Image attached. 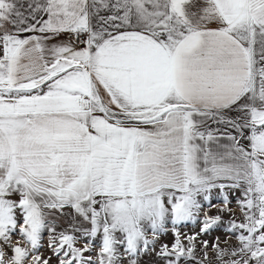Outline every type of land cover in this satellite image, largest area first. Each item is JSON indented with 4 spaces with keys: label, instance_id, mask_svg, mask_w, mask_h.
<instances>
[{
    "label": "snow or ice",
    "instance_id": "obj_1",
    "mask_svg": "<svg viewBox=\"0 0 264 264\" xmlns=\"http://www.w3.org/2000/svg\"><path fill=\"white\" fill-rule=\"evenodd\" d=\"M0 264H264V0H0Z\"/></svg>",
    "mask_w": 264,
    "mask_h": 264
},
{
    "label": "rangeland",
    "instance_id": "obj_2",
    "mask_svg": "<svg viewBox=\"0 0 264 264\" xmlns=\"http://www.w3.org/2000/svg\"><path fill=\"white\" fill-rule=\"evenodd\" d=\"M215 213V210H213V213H211V214H214Z\"/></svg>",
    "mask_w": 264,
    "mask_h": 264
}]
</instances>
